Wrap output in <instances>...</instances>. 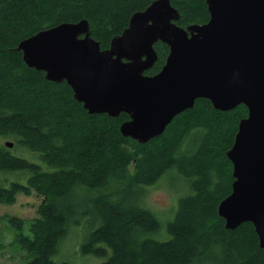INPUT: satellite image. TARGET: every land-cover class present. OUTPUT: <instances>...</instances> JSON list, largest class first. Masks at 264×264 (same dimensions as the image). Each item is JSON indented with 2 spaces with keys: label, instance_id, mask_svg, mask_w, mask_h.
<instances>
[{
  "label": "trees",
  "instance_id": "trees-1",
  "mask_svg": "<svg viewBox=\"0 0 264 264\" xmlns=\"http://www.w3.org/2000/svg\"><path fill=\"white\" fill-rule=\"evenodd\" d=\"M153 1L0 0V136L12 138L36 159L0 146V201L12 202L17 193L33 189L47 198L67 197L77 186L101 189L135 165L134 176L114 196L120 197L116 201L97 197L89 200L87 210L76 203H44L31 236L24 235L23 221L12 219L27 264H77L55 257L69 228L89 213L100 224L82 251L108 257L103 264H264L253 224L230 230L218 213L232 192L233 164L227 152L240 121L248 116L246 106L221 111L210 100L197 99L163 134L141 144L121 134V124L130 119L127 114H89L67 82L46 80L17 50L20 42L40 31L82 20L107 49L132 15ZM172 5L182 13L177 24L184 28L210 19L206 0H172ZM155 49L158 60L148 75L159 73L169 55L161 42ZM171 172L188 191L177 200L175 214L163 229L146 200L139 199ZM164 230L167 240L154 237Z\"/></svg>",
  "mask_w": 264,
  "mask_h": 264
},
{
  "label": "water",
  "instance_id": "water-1",
  "mask_svg": "<svg viewBox=\"0 0 264 264\" xmlns=\"http://www.w3.org/2000/svg\"><path fill=\"white\" fill-rule=\"evenodd\" d=\"M206 2L209 21L184 28L172 0H155L132 15L107 49L82 20L40 31L17 50L46 80L67 82L89 114H127L121 134L141 144L163 134L197 99L221 111L246 106L248 116L227 152L232 192L218 213L230 230L252 223L264 249V0ZM158 42L169 55L159 73L148 75Z\"/></svg>",
  "mask_w": 264,
  "mask_h": 264
},
{
  "label": "rangeland",
  "instance_id": "rangeland-1",
  "mask_svg": "<svg viewBox=\"0 0 264 264\" xmlns=\"http://www.w3.org/2000/svg\"><path fill=\"white\" fill-rule=\"evenodd\" d=\"M7 141L14 143L13 148L10 149L14 155L35 159L29 150L17 146L12 138L0 136V146L6 147ZM134 174L135 165H131L123 177L113 180L108 186L101 189L77 186L67 197L48 198L33 189L29 193H17L12 202H6L5 199L0 201V264H27L25 251L16 240L18 232L11 224L12 219L17 218L23 221L24 235L31 236V225L35 220L41 218L39 210L44 203L60 206L76 203L82 207V210H87V208L90 209L89 200L97 197H113V200L116 201L120 197L114 196L126 186ZM146 190H148L146 197L142 193L139 200H146V207L160 220L163 229H166L167 223L175 214L177 200L188 191L186 186L175 172H171L165 175L158 184ZM89 209L88 211H90ZM77 220H79V224L72 225L67 237L60 243L59 253L55 260L77 264H103L108 257L86 254L82 251V245L88 240L91 232L99 226V220L90 213L84 217H78ZM154 237L167 240L169 235L164 230L161 235H154ZM110 255L111 251L109 252Z\"/></svg>",
  "mask_w": 264,
  "mask_h": 264
}]
</instances>
